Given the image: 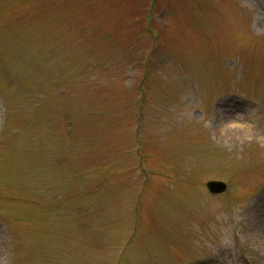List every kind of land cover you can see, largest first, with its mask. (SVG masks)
I'll return each instance as SVG.
<instances>
[{
  "label": "rangeland",
  "instance_id": "obj_1",
  "mask_svg": "<svg viewBox=\"0 0 264 264\" xmlns=\"http://www.w3.org/2000/svg\"><path fill=\"white\" fill-rule=\"evenodd\" d=\"M262 94L261 0H0V264H264Z\"/></svg>",
  "mask_w": 264,
  "mask_h": 264
},
{
  "label": "water",
  "instance_id": "obj_2",
  "mask_svg": "<svg viewBox=\"0 0 264 264\" xmlns=\"http://www.w3.org/2000/svg\"><path fill=\"white\" fill-rule=\"evenodd\" d=\"M208 186L213 192H222L226 189V185L221 182H210Z\"/></svg>",
  "mask_w": 264,
  "mask_h": 264
}]
</instances>
